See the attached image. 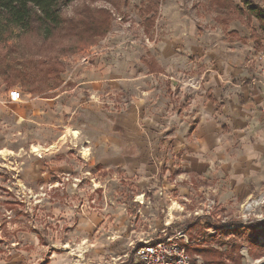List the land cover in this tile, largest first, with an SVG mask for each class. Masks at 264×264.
Wrapping results in <instances>:
<instances>
[{
  "label": "rangeland",
  "instance_id": "1",
  "mask_svg": "<svg viewBox=\"0 0 264 264\" xmlns=\"http://www.w3.org/2000/svg\"><path fill=\"white\" fill-rule=\"evenodd\" d=\"M250 2L264 10V0ZM230 6L75 0L63 17L77 18L83 7L106 9L110 31L45 45L31 35L0 44V264H138L136 248L178 232L188 239L178 242L185 251L216 250L213 264H264L255 250L264 244V158L238 186L231 162L245 148L234 144L238 120L224 107L234 89L211 85L229 80L250 89L263 80L264 34L243 4L240 17L233 7L228 13ZM47 59L63 70L58 85L40 67ZM86 79L115 80L118 87L102 83L93 97L70 92L75 80ZM10 91L20 93L19 102H9ZM137 103L143 116L129 111ZM126 119L130 132L146 128L150 149L129 144L124 155L131 162L123 168L111 151L120 136L112 127ZM218 140L224 163L196 176L190 158L203 142L217 155ZM210 254L187 256L206 264Z\"/></svg>",
  "mask_w": 264,
  "mask_h": 264
},
{
  "label": "trees",
  "instance_id": "2",
  "mask_svg": "<svg viewBox=\"0 0 264 264\" xmlns=\"http://www.w3.org/2000/svg\"><path fill=\"white\" fill-rule=\"evenodd\" d=\"M75 0H0V44L7 42L9 39H18L28 35L34 36L41 40L45 45L51 40H67L68 38H84L101 36L108 33L111 29V15L106 9L92 10L88 7H83L77 18H65L62 16V9L71 4ZM209 7L215 11L226 10V5H231L228 10L234 8L237 12V17L242 13L240 5L243 4L247 13L256 19L261 25L260 30L264 34V10L252 5L250 0H205ZM238 1L237 5L234 4ZM233 7V8H232ZM240 12V13H239ZM146 21L153 22L154 17L148 18ZM85 32V33H84ZM85 35V36H84ZM255 45V44H254ZM256 46V45H255ZM257 51H260L256 46ZM45 60V59H43ZM45 63V64H44ZM42 63L40 67H45L48 77H52L58 85L59 75L63 72L62 69L56 68L58 63L49 59ZM60 68V66H59ZM12 70H17L12 68ZM19 77H25L24 71H15ZM49 99V98H46ZM201 224L202 218L197 219ZM212 239V238H211ZM191 250L200 255L207 256L210 254L213 259L208 261V264L215 263L218 258H215L213 248H187V253ZM255 250L259 253H264V244L256 245ZM206 263V264H207ZM42 264H48V260Z\"/></svg>",
  "mask_w": 264,
  "mask_h": 264
},
{
  "label": "crops",
  "instance_id": "3",
  "mask_svg": "<svg viewBox=\"0 0 264 264\" xmlns=\"http://www.w3.org/2000/svg\"><path fill=\"white\" fill-rule=\"evenodd\" d=\"M114 81L115 80H87V79L77 80V81L75 80L74 87L72 90H70V92L77 90L78 91L87 90V92L91 94V97H93V93L95 90L102 89L100 88L102 83H105L104 85L111 87V89L118 87L117 82ZM257 81L258 83L257 84L253 83L252 84L253 88L250 89L248 87L243 86L242 85L243 83L233 85L229 80H217V82L211 84V85H219V87H221V85H224L225 88L230 87L234 89L233 90L234 98L230 102L231 106L228 107L224 104V107L229 109L230 113H234V115L238 120V130L235 132L234 137L236 140L234 144L243 145V147L245 148L244 156L239 158L238 162L236 163L231 162V164L236 165L235 170L238 172V176L237 174H235L234 180L237 182L238 186L240 187H243L245 185V182L251 179L250 176H252L254 173L257 172L256 165L262 163L263 162L262 160L264 158V125L262 126L259 125L260 121L264 120V117L261 116L262 113L260 112V110H262L264 106V87L261 85V80L260 81L257 80ZM121 84L123 85V83ZM257 85L260 87H257ZM218 91H220L218 92V99L225 98V95L222 94V91L221 90ZM210 102L215 103L213 99L210 100ZM129 111H131V113H135L134 116H138V115L143 116V112L145 110L143 105L137 103L135 106H132L129 109ZM171 121L175 123L173 119ZM177 124L180 125V121L177 122ZM117 127L118 128L112 127V132L120 133V136L118 138L117 145L115 146L111 145L113 146V149L111 151H114V155H115L114 157L116 158L115 163L122 166L123 168H127L128 164L131 161L124 154H126L129 144L132 145L130 147H134V148H141L144 150L146 148L150 149V145L147 142V140H143V138H145V132L147 130L145 128V130H143V133H138V134H136L135 132H130L128 129L127 119L124 120V122L122 121L121 123H119ZM110 141L113 142L112 137ZM181 144L182 143H180L179 141H174L173 146L175 150L181 149ZM203 144L204 146L202 145L201 154L194 155L189 160V163L191 165V171L192 173H195L196 176L200 174L202 175L203 171L206 172L209 165H213V164L215 165L220 162L224 163L223 161L224 158L220 157L221 155L219 156V154H222L223 148H225L224 144H222V141L218 140L216 142V146L214 144V149H216L217 155H213L212 153H210L209 146H207L204 142ZM181 155H180V159L182 158L184 164L186 165V167H188V151L184 150V156L182 157ZM107 163L108 165H112L114 164V161L107 160L106 164ZM245 164H247L248 166H252L251 169H249L248 171L247 170L243 171L242 168L239 167ZM177 190L181 195L188 196V190H184V189H177ZM185 239L188 242L186 236Z\"/></svg>",
  "mask_w": 264,
  "mask_h": 264
},
{
  "label": "built area",
  "instance_id": "4",
  "mask_svg": "<svg viewBox=\"0 0 264 264\" xmlns=\"http://www.w3.org/2000/svg\"><path fill=\"white\" fill-rule=\"evenodd\" d=\"M264 87V76L261 80ZM8 100L11 103H17L20 100V93L18 91H10L8 93ZM185 239L183 232H178L171 237L164 238L160 242L144 243L134 250L135 261L138 264H192L187 256L185 248L178 242Z\"/></svg>",
  "mask_w": 264,
  "mask_h": 264
},
{
  "label": "bare ground",
  "instance_id": "5",
  "mask_svg": "<svg viewBox=\"0 0 264 264\" xmlns=\"http://www.w3.org/2000/svg\"><path fill=\"white\" fill-rule=\"evenodd\" d=\"M46 151V150H45Z\"/></svg>",
  "mask_w": 264,
  "mask_h": 264
}]
</instances>
